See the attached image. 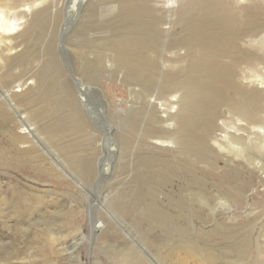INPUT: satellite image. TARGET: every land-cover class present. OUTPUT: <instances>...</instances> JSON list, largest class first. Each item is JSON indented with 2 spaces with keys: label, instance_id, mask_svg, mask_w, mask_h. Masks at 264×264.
<instances>
[{
  "label": "rangeland",
  "instance_id": "obj_1",
  "mask_svg": "<svg viewBox=\"0 0 264 264\" xmlns=\"http://www.w3.org/2000/svg\"><path fill=\"white\" fill-rule=\"evenodd\" d=\"M177 1H2L0 24L28 23L0 38V264H175L167 256L187 248L264 264V116L230 102L264 90V9L229 0L252 16H212L224 35L191 73ZM166 77L197 84L193 133L157 113L175 116L186 91Z\"/></svg>",
  "mask_w": 264,
  "mask_h": 264
},
{
  "label": "bare ground",
  "instance_id": "obj_2",
  "mask_svg": "<svg viewBox=\"0 0 264 264\" xmlns=\"http://www.w3.org/2000/svg\"><path fill=\"white\" fill-rule=\"evenodd\" d=\"M2 1L7 2L8 0H0V7H3L6 4V2L3 4ZM166 1H168V0H166ZM169 1H170V4L173 3V5H176V3L179 2L177 0H169ZM244 1L250 3V6L247 7L250 10L252 8H258V7H263V9H264V2H262V4H260L259 0H244ZM183 2H184V10L183 11L185 12V14L187 16L184 17L182 24H181L182 25L181 29L183 28V30L185 32V36L180 41L182 44V46L180 47V50L184 52V58L185 59L183 61L186 62L187 65H190V67L192 69V71H191V73H192L193 70L198 71L195 69V63L196 62H192L190 64L188 62L192 58L203 54L205 49L213 42L214 38H216L217 36H219L221 34L224 35V33H223L224 31H223V28L220 26L219 19H212V16H214L215 18H217V17L222 18V16H229L231 14H236L238 17L248 18V17L252 16V12L250 14H248L247 16H245L246 15V8L238 2H235V1L233 2V1H229V0H183ZM227 2H229L228 5H227ZM5 7H8V5H5ZM35 8L36 7H32V8L30 7L29 11L31 12ZM20 15H21L20 18H17L10 23L0 24V38L5 33H21L25 29L26 24L28 23V20L26 19V17L24 15H22V14H20ZM229 17H231V16H229ZM166 25H168V26H166L167 28L164 30V41H167L166 33H171V30L173 28V22L171 21V19H169L166 22ZM233 29L236 30V27L233 26ZM107 45L111 48H115L111 44H107ZM142 47H144V46H142ZM125 56L129 59V54H123L122 62L127 63L128 59L126 60ZM137 58H139L138 55L136 56V59ZM140 59H142V58H140ZM248 59H252V57H248ZM257 60H258V58H255V61H257ZM210 65L212 66L213 69L209 72L210 73L209 77H205V79H208L209 81L211 80V76L213 77L217 73V71L215 70L216 67H214V65H216V64H210ZM225 72L226 71H220V76H224ZM202 76H203V74H202ZM161 82H162V85H168L169 84L174 89L183 90V91L186 90L184 93L183 102H181L180 104L175 103V105L171 106L172 107L171 110L176 111L175 116H173L172 118H169V117L166 118L164 116L169 114L168 111L164 110V111H158L157 112L160 115L162 113V115H163V117L161 118L162 122L170 121L169 126L175 127L174 133H193V132H191V129L189 126L190 118L187 117V112L189 110H191V108L193 106H195V104L198 103V100L195 99L194 97H192V95L189 91L190 87H191V90L197 91L198 88L195 87V86H197V84L192 85V84H188V83L178 82L174 77H166L165 79H162ZM227 83L229 84V82H227ZM204 87L206 88V91H207L206 97H209L210 96L209 88L207 86H204ZM260 90H262V91H259L257 88H256V90H252V89L249 90V89L243 88L241 92H238V94H236V96L239 97L241 99V101L230 100L231 105L232 106L234 105L233 108L235 110H237V112H239L242 116H248L251 118L264 116V90L263 89H260ZM24 92H26V91H24ZM24 92L18 93L16 95L17 96L24 95L25 94ZM177 96H178V94H177ZM3 97H4V94L2 92H0V119L1 120L3 119V114H2L3 113V107H2L3 102L1 101V99H3ZM4 102H5V100H4ZM6 104H9V106L11 108H16V103L13 101L9 100V102L7 101ZM161 106H163V104H161ZM175 106H177V107H175ZM164 109H165V107H164ZM166 110H167V108H166ZM149 114H151V118L153 119V121H155V117L153 116V114L150 112H149ZM76 122H77L76 119H74L72 125H74ZM24 129L25 130H23V133L29 138L28 142H30L31 139L29 136L32 135L31 137L33 138L35 131H34V129H30L28 127L24 128ZM200 131H202V129ZM57 134L58 133H51V132L48 133L47 132L46 135H47V137L49 136V138H51V137L56 136ZM168 140H169V138H168ZM190 142H188V143H190ZM170 143L175 148H178L179 141L177 139H175V136L172 137V140H170ZM156 148H158V149L165 148L166 150H172L173 149V147H169V145L166 147L156 145ZM261 149L264 150V144L262 145ZM135 209H137V208H135ZM149 218H151V217H149ZM99 227H100V225L97 227V230H100ZM181 246H179V248ZM75 247H76V245H75ZM173 247H175V246H173ZM177 247H178V245H177ZM71 248H74V247H71ZM196 252L197 251H195V250H190L189 248H187V249H185V251H183L181 253V251L178 249L175 252H173L172 254L170 253V255H168L167 258H168V260L170 259L175 264H192V262H194V260H197L199 262V264H214L216 262L215 256H212L210 253L206 254V252L203 249L200 250V252H199L200 255H198V256L195 255ZM168 253H166L164 255H167Z\"/></svg>",
  "mask_w": 264,
  "mask_h": 264
}]
</instances>
